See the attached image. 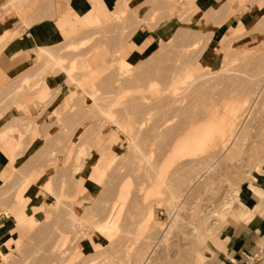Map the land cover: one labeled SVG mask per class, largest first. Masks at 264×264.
Here are the masks:
<instances>
[{
  "label": "rangeland",
  "instance_id": "obj_1",
  "mask_svg": "<svg viewBox=\"0 0 264 264\" xmlns=\"http://www.w3.org/2000/svg\"><path fill=\"white\" fill-rule=\"evenodd\" d=\"M9 1L0 0V20L31 2ZM68 2L40 0L45 8L16 19L11 38L64 13L47 47L59 59L32 48L0 79V138L12 144L0 145V264H135L147 251L146 264H264V0H116L87 25ZM249 84L260 97L228 150L172 157L189 126L228 121L225 106L251 96ZM23 191L18 216L10 211ZM233 244L246 247L225 261Z\"/></svg>",
  "mask_w": 264,
  "mask_h": 264
},
{
  "label": "crops",
  "instance_id": "obj_2",
  "mask_svg": "<svg viewBox=\"0 0 264 264\" xmlns=\"http://www.w3.org/2000/svg\"><path fill=\"white\" fill-rule=\"evenodd\" d=\"M116 0H69L68 8L69 11H71L73 14L78 13L81 15L80 17H76V21L84 22L86 25L94 23L95 20L99 22L101 19L105 20L109 17V15L112 13L113 9H110L108 5H112L111 3L115 2ZM215 0H197V3L201 7H209L210 4H213ZM9 2H12L11 0ZM45 8L44 4L40 3V0H31V2L25 6V10L20 11L19 9L15 8V17L19 21L23 18V15L28 12L29 10H36L35 13H39L40 9ZM80 10H79V9ZM1 14V13H0ZM71 14V15H73ZM63 15V16H62ZM69 22L74 19L70 15H68ZM96 18V19H95ZM14 17H5L3 20H0V37L3 35H6L7 32L8 35L7 38L0 44V79L4 75L9 73L12 75V77L17 74V68L16 67H10V65L13 63L14 60H16L19 57H24L25 51H29L32 48H35V52L37 53V56L39 54L38 47H42L45 53H50L52 55L53 59H59L55 57L47 48L49 45L54 44L55 41L59 40L58 38L61 37L62 34V25L66 21L64 20V13H61L58 16L54 17H47L44 19H40L38 21H34L30 23V26L23 27L21 29V35L11 39L14 37V35L17 34L16 27L20 24ZM26 25H28V22H25ZM11 39V40H9ZM8 40V41H7ZM6 43V44H5ZM134 44V42L132 43ZM4 46V47H3ZM3 47V48H2ZM25 61V60H24ZM22 61L19 64H23ZM64 65V64H63ZM46 87H49V83L44 85ZM39 97H44L42 93L38 92ZM49 106L46 107L48 109ZM57 108V107H56ZM56 108L53 109L51 112L55 115L57 114ZM16 112V109H12L10 113ZM0 145L5 151L11 150V139H9V136L0 140ZM19 156V155H18ZM17 156L14 159V162L16 161ZM5 160H0V173L2 171L3 166H5ZM34 175V172L32 173ZM42 173L38 172L37 177L35 178V182H40V178L42 177ZM79 188H81L82 181H79ZM44 190V189H43ZM45 191V190H44ZM48 193L47 191H45ZM49 194V193H48ZM51 196V194H49ZM32 201L37 202V196L36 194L31 197ZM6 224V223H5ZM5 224H2L0 226V229L2 230V226ZM0 234H2L0 232ZM222 241L219 242V244H216L217 250L220 249V244ZM233 247H225L224 250H222V255L224 257L225 261H231L238 257V249L241 247H246L245 244H233ZM236 245V246H235ZM239 245V246H238ZM198 259H201L198 257Z\"/></svg>",
  "mask_w": 264,
  "mask_h": 264
},
{
  "label": "bare ground",
  "instance_id": "obj_3",
  "mask_svg": "<svg viewBox=\"0 0 264 264\" xmlns=\"http://www.w3.org/2000/svg\"><path fill=\"white\" fill-rule=\"evenodd\" d=\"M262 23H264V21L262 22ZM263 26V25H262ZM6 34H7V32H6ZM0 40H1V37H0ZM40 47V46H39ZM260 54V53H259ZM259 54H257V55H259ZM255 56V55H254ZM262 56V55H261ZM255 57H257V56H255ZM254 57V58H255ZM260 57V56H259ZM263 58V60H264V56H262ZM254 58H252V59H254ZM258 59H260V58H257V60ZM261 59V60H262ZM260 60V61H261ZM262 60V61H263ZM255 61H256V59H255ZM250 62V61H249ZM264 62V61H263ZM243 63V62H242ZM244 63H246V62H244ZM252 65H255L256 63L253 61V63L252 62H250ZM255 63V64H254ZM262 63V62H261ZM264 64V63H263ZM262 64V65H263ZM261 65V64H260ZM261 65V66H262ZM244 66V65H243ZM257 66H259V63H258V65ZM264 66V65H263ZM245 67V66H244ZM250 67L251 68H253V69H255L254 67H252L251 65H250ZM247 68V67H246ZM262 67H257V69H258V71L261 69ZM257 69L255 70V71H257ZM263 70H264V68H262V71H261V73H260V71L258 72L257 71V74L259 73V75L260 76H258V78L261 80V77H263V82H264V72H263ZM93 72V71H92ZM91 72V73H92ZM263 72V73H262ZM256 73V72H252V73H250V74H252V75H254V74ZM207 74V73H206ZM249 74V73H248ZM90 74H87V75H85V77L86 78H89L90 76H89ZM252 75H250V81L248 80V78H247V82H250L252 85L257 81L256 79H258L257 77L255 78L254 77V79L251 77ZM256 75V74H255ZM206 76H208V75H206ZM211 76V75H210ZM26 77V76H25ZM205 77V76H204ZM209 77V76H208ZM231 77V76H230ZM206 78V77H205ZM246 78V77H245ZM244 78V79H245ZM254 81L253 83H252V81ZM259 80V81H260ZM229 81V80H228ZM245 81V80H244ZM262 81H260L261 82V85H263V83H262ZM227 82V81H226ZM230 82V81H229ZM232 82V81H231ZM246 82V81H245ZM246 82V83H247ZM246 83H244V84H246ZM251 84H249V86H248V88H250V86H251ZM257 84H259V83H257ZM257 84H254L255 85V87L256 88H258V86L260 85H257ZM254 85L252 86L253 87V89L252 90H255V87H254ZM251 87V88H252ZM262 88H263V86H261ZM251 88L249 89V93L251 92H254L250 97H251V99L250 100H248V103H246L247 104V106L245 105V101H247L246 100V97H245V99H243V100H240V99H238L239 101H242V102H231L229 105H227V106H225L226 107V111L228 112V118H229V120L228 121H225L224 123H222V125L221 126H219L217 123H215L213 120H211V119H209V120H207L205 123H203V124H201V125H197V124H194V125H191V126H189L188 127V131H186V133L183 135V137H182V139H180L176 144H175V147H174V150L172 151V153H171V155H172V157H174V156H184V155H186L187 156V154H191V155H193V154H195L196 155V153H197V151L199 152L200 150L202 151V149H213V153H214V151H216V150H218V149H220L219 150V154L221 155V154H223L226 150H228V148L232 145V144H234L237 140H238V138H239V129L241 128V126H242V129H243V127H244V119L246 118V119H248L249 117H248V115L250 116V113H251V111L249 110L250 109V107L252 106V104H254V101H255V99H257L256 97H257V95L260 93V91H259V89L258 90H256V91H251ZM261 90H263L264 91V88L263 89H261ZM247 91L246 92H243V93H246L245 95H248L249 93H248ZM262 92V91H261ZM248 93V94H247ZM238 95V94H237ZM237 95H235V96H237ZM242 95V97L240 96V94L238 95L241 99L245 96L244 94H241ZM261 95V94H260ZM237 96V97H238ZM248 96V97H249ZM247 97V98H248ZM258 97H260L259 95H258ZM249 99V98H248ZM257 101V100H256ZM255 101V102H256ZM249 105V106H248ZM254 106V105H253ZM245 107H248V108H245ZM215 113L217 112V111H214ZM216 114H219V112L218 113H216ZM214 115V114H213ZM215 117V116H214ZM217 117V116H216ZM215 117V118H216ZM218 117H220V116H218ZM241 118V119H240ZM240 119V120H239ZM245 119V120H246ZM217 120H218V118H217ZM220 120H221V117H220ZM234 120H239V122H237V123H239V127H237V129H236V125L238 126V124L236 123V125H234L235 126V128H234V126H233V121ZM247 121V120H246ZM236 129V130H234V129ZM239 128V129H238ZM6 135V134H5ZM2 136H4V134L2 135ZM2 139H4V137H1L0 138V140H2ZM205 151V150H204ZM212 152V151H211ZM216 153H218V152H216ZM12 156H14V154H12L10 157H11V159L13 160L14 159V157H12ZM214 156H216V155H214ZM218 156V155H217ZM212 157H213V155H212ZM171 158V157H170ZM176 158V157H175ZM213 160V159H212ZM14 161V160H13ZM210 161V160H209ZM206 164V163H205ZM210 166V165H209ZM93 167H94V165H93ZM206 167H208L207 166V164H206ZM96 172H101V168L100 167H96V170H95ZM203 174V173H202ZM200 176H202V175H200ZM199 176V177H200ZM197 178H198V176H196ZM193 178H194V176H193ZM156 180V179H155ZM157 182H154L155 184H153L154 185V187L152 188V186L150 187V188H152L151 189V191H154V193L158 190V189H160V186H161V177H158V179L156 180ZM153 183V182H152ZM190 183V182H189ZM192 185V184H191ZM149 191H150V189H149ZM150 191V192H151ZM153 193V194H154ZM152 194V193H151ZM120 196V195H119ZM118 196V197H119ZM26 197V192L25 191H23V194L20 196V198H19V203L14 207V208H12L11 209V213L12 214H14V213H17L16 215H18V216H20L21 215V213H23L24 212V210H23V212H22V209H20V207H21V203H22V201H23V199ZM231 202V201H230ZM241 202V201H240ZM117 206V205H116ZM30 207V206H29ZM31 207L32 208H41V205H31ZM115 207V206H114ZM178 207V206H177ZM176 208V207H175ZM20 209V210H19ZM172 209H173V207H172ZM176 210H178V209H176ZM172 211H175V210H172ZM40 213V211L39 212H37V210H35L34 211V218L36 217V215L37 214H39ZM113 214V213H112ZM17 216V217H18ZM111 216V215H110ZM110 218V217H109ZM108 218V219H109ZM115 220V219H114ZM110 221H111V219H110ZM153 221H155V217H154V213H153V211L152 210H149L148 212H147V214H146V216H145V218L143 219V225H145V226H147V227H149L148 226V224H150L151 222H153ZM114 224V223H113ZM110 225H111V223H110ZM142 226V225H141ZM157 226V225H156ZM143 227V226H142ZM141 227V228H142ZM99 229V232L101 233V234H103V235H105V236H109L110 235V233H109V230L107 229V228H105V226H103V225H101V226H99L98 227ZM157 228V227H156ZM164 231H165V229L164 228H162ZM142 230H143V228H142ZM163 230H161L160 232H159V229H158V232L157 233H159L160 235H162L163 234ZM145 231V230H144ZM167 231V230H166ZM151 233L150 234H152V232L153 231H150ZM161 232H162V234H161ZM154 233V232H153ZM158 234V235H159ZM152 235H154V234H152ZM152 235H150L151 237H152ZM144 237V236H143ZM1 238H2V236H0V240H1ZM153 239H155V237L153 236L152 237ZM152 238H150L149 237V239H152ZM157 238V237H156ZM161 238V237H160ZM153 239H152V242H153ZM145 240V239H144ZM156 241V240H155ZM149 243H150V241H148ZM151 242V243H152ZM149 243L147 244V247L146 248H148V250H149V247H148V245H149ZM141 245V244H140ZM152 246H153V244H151ZM150 246V245H149ZM141 249V248H140ZM145 249V248H144ZM143 249V250H144ZM151 250V249H150ZM141 252V251H140ZM142 252H144V251H142ZM149 253H151V252H149V251H147V253H143V255L140 257L139 256V259H136L135 260V264H146L145 262H147V258L149 259ZM0 254H1V250H0ZM142 254V253H141ZM137 255V254H136ZM136 257V256H135ZM138 258V257H137Z\"/></svg>",
  "mask_w": 264,
  "mask_h": 264
}]
</instances>
